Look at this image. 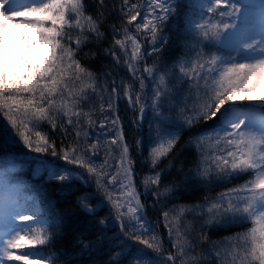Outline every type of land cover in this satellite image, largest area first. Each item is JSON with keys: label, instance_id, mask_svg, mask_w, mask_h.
Wrapping results in <instances>:
<instances>
[{"label": "snow or ice", "instance_id": "6c2138e0", "mask_svg": "<svg viewBox=\"0 0 264 264\" xmlns=\"http://www.w3.org/2000/svg\"><path fill=\"white\" fill-rule=\"evenodd\" d=\"M108 9L107 0H0V264H57L59 256L43 253L63 222L51 206L42 210L22 195L9 176L13 160L3 159L9 155L22 156L33 175L60 182L66 195L80 191L77 183L95 184L76 201L96 228V238L80 246L107 248L106 264H264V95H252L264 89V0H113ZM108 15L119 22L106 34ZM172 31L180 54L169 63L159 57ZM108 36V48L84 51ZM10 46L19 48L20 58L11 70ZM101 52L113 69L126 68L132 82L118 83L111 71L101 82L81 62ZM121 95L138 106L140 120L146 107L153 113L150 172L142 185L157 203L170 201L182 186L247 176L216 197L163 211L172 250L136 187L116 107ZM201 123L208 127L188 141L197 150L194 167L185 173L181 166L179 178L162 183L181 132ZM44 125L62 133L59 144ZM104 208L108 214L100 217ZM113 218L118 231L108 237L106 223ZM245 224L244 231L209 239L213 227ZM204 243L210 245L206 253L200 251Z\"/></svg>", "mask_w": 264, "mask_h": 264}, {"label": "trees", "instance_id": "16d2710c", "mask_svg": "<svg viewBox=\"0 0 264 264\" xmlns=\"http://www.w3.org/2000/svg\"><path fill=\"white\" fill-rule=\"evenodd\" d=\"M89 5L92 4V0H88ZM109 5L108 11L111 10V5L113 0H107ZM115 3L119 4V0H115ZM95 12L94 7L89 9ZM119 21L115 19L113 15L107 16V21L105 23L103 31H111L110 24L118 23ZM169 44L166 46L164 52L159 57L160 60H165L171 63L170 58H174L180 54L179 50L176 48L177 33L176 31L168 32ZM111 40V36L107 37V40L100 46L89 45L85 47V52L98 51V47L108 48L110 45L108 41ZM82 63L90 66L95 72L101 75V82H103L105 72H113L116 74L115 78L117 82L123 79L126 82L127 71L123 68L117 67L113 69L111 65L113 61L110 56L103 54L102 52L97 55L94 59L82 60ZM148 62L151 64L153 62L152 57H148ZM20 63L19 58V48L16 46H11L8 51L7 66L9 70L15 68ZM113 78V77H112ZM135 91H137V83L135 84ZM147 95V91H145ZM254 96H261V93L253 94ZM241 103H249L247 101H242ZM256 103V102H253ZM124 106V108H122ZM118 115L120 117V123L123 127L125 141L129 145L130 154L135 161L134 165V178L136 182L137 190L144 193V188L142 181L146 175L150 172V163L147 161V152L149 150V144L144 138L142 130L136 129L134 121H136L138 106H135L132 110H129L126 106V102H120L117 105ZM2 115V114H0ZM208 124L201 123L195 125L191 128L185 130L178 142L176 149L170 154L172 159V165L170 173L166 176H162V183L170 182L173 177L179 178L177 170L183 166L185 173L189 169L194 167L193 160L197 157V150L193 146L188 145V141L195 135L200 133L204 128H207ZM43 131L47 132L50 138L57 140L59 144L60 139H62V133L57 130H52L49 126L44 125ZM127 134L131 137L128 138ZM72 139L71 136L68 137V141ZM139 141V145H137ZM25 151H27L25 149ZM33 157L44 156L49 160H56L57 158L51 157L47 154L32 153ZM5 160H13L15 167L9 172V176H14L16 179L21 181L24 187V192L32 196L30 201H35L37 205L42 210L47 211L48 207L51 206L52 213L57 217H62L63 222L61 227L55 229L56 237L52 246L46 247L43 254L47 255L49 253L59 256L57 264H106L109 260V251L107 248L94 249L91 252L84 250L80 246V241L82 240L84 244H87L90 240L96 238V228L92 224L93 217L84 213L80 206L77 204V197L84 195L85 193H90L95 191V184L93 183L91 187L82 186L77 183L76 187L80 188V191L76 192L74 195H66L61 192V184L58 181H50L45 176L44 173L39 175H33L31 171L25 167L20 161L23 159L22 156L15 158L12 155L4 157ZM61 163H63L61 161ZM168 160L162 161V166H167ZM82 171V170H81ZM247 179V176H242L229 181H223L220 183H213L209 185L198 184L196 186H187L182 188L176 193L175 197L169 200H162L157 203L154 198L151 197L150 193H144L141 196L142 202L145 204V211L149 219L157 224V230L164 240V247L166 249L172 250L171 245L168 240L167 229L163 225L162 212L171 208L173 204H194L203 202L205 197L212 198L218 196L220 193L227 191L228 187H235L240 185ZM24 180V182H23ZM93 204L95 201L92 202ZM151 210L153 212H151ZM152 213V215H150ZM108 214V209H101L99 216L104 217ZM191 219V217H189ZM249 225L233 226V227H213L208 230L209 239L212 241H220L224 237L231 236L234 233L244 231ZM107 229H112L108 231ZM118 231V224L115 219H111L106 223L105 234L108 237L113 236V232ZM210 245L204 243L201 246L200 251L207 252ZM174 251V250H173Z\"/></svg>", "mask_w": 264, "mask_h": 264}, {"label": "rangeland", "instance_id": "374dc122", "mask_svg": "<svg viewBox=\"0 0 264 264\" xmlns=\"http://www.w3.org/2000/svg\"><path fill=\"white\" fill-rule=\"evenodd\" d=\"M146 47H149V50H150V46H147V45H146ZM10 48H11V46L9 47V49H10ZM121 67H122V66H121ZM122 68H123V67H122ZM123 70L127 71L126 68H123ZM115 76H116V74L113 75V78H115ZM126 82H132L131 74L128 73V72H127V75H126ZM136 83H137V91H139V84H138V81H136ZM145 91H147V95H146V97H145V98L147 99V98L150 96V94H151V82L148 81V80H146V88H145ZM145 91H144V94H146ZM258 93H261L262 95H264V89H257L254 93H252V95H253V94H256V95H257ZM144 96H145V95H144ZM123 101L126 102V106H127V108H128L129 110H132V109L134 108L133 105H131V104L128 103L127 99H126L125 97H123V95H121V98H120L119 101L117 102L116 107H117L118 104H120V102L123 103ZM148 102L150 103V101H148ZM122 108H124V106H122ZM117 110H118V109H117ZM169 115H173V114L169 113ZM152 122H153V113H152L150 107H146V109H145V114H144V119H143V120H140V119H139V115H137V117H136V126H135V127H136L137 130H139V128L142 130L143 135H144V138L146 139L147 143L149 144V149H150V147H151V145H152L153 138H154V131H153V128L150 127V125L152 124ZM120 124H121V123H120ZM97 132L99 133V129H97ZM183 132H184V131H183ZM183 132H181L180 137H181V135H182ZM109 135H111V133H109ZM127 136H128V138L131 137L130 134H127ZM102 139H103V137H102ZM148 152H149V150H148ZM148 152H147V156H146V158L148 157ZM147 161H148V159H147ZM149 170H150V169H149ZM134 172H135V171H134ZM44 174H45V176L47 175L46 173H44ZM10 178L12 179V182H13L14 184L18 185L19 187H21V188L23 189L22 195H23L24 197L28 198L29 200H31L32 196L29 195V194H26V193L24 192L25 189H24V187L22 186L21 181H20L19 179H16L14 176H10ZM47 178H48V177H47ZM134 179H136V178H134ZM23 182H24V180H23ZM230 188H232V187L230 186V187L226 188V190H228V189H230ZM138 191H139V190H138ZM142 197H143V195H142ZM151 212H153V211L151 210ZM150 215H152V213H150Z\"/></svg>", "mask_w": 264, "mask_h": 264}]
</instances>
